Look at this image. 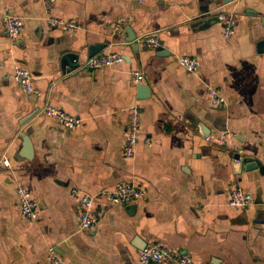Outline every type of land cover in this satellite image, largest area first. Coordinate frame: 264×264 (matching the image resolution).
I'll return each mask as SVG.
<instances>
[{
	"label": "crops",
	"instance_id": "1",
	"mask_svg": "<svg viewBox=\"0 0 264 264\" xmlns=\"http://www.w3.org/2000/svg\"><path fill=\"white\" fill-rule=\"evenodd\" d=\"M221 13L237 19L231 39L217 20ZM10 14L24 24L15 43L5 31ZM49 14L83 28L64 32L50 25ZM126 28L137 39L157 33L159 47L137 51L123 39ZM260 41L264 0H0V159L11 163L10 171L0 170V264H47L50 246L67 264H142L139 251L152 243L189 253L192 264H264ZM102 43V53H119L124 62L85 69L89 48ZM68 53L79 54L81 67L63 73ZM182 56L199 59L198 73L178 65ZM17 66L31 72L39 96L23 93ZM138 69L150 89L141 101L131 76ZM210 88L224 106L209 105ZM134 103L143 110L140 136L151 142L141 140L126 159L127 109ZM47 104L81 126L63 129L45 115ZM22 135L31 141V159L20 155ZM252 161L258 167L247 172ZM16 183L29 187L37 221L22 216ZM120 183L141 190L133 209L99 199L96 229L83 230L71 191L112 192ZM237 188L252 193L247 208L228 205Z\"/></svg>",
	"mask_w": 264,
	"mask_h": 264
},
{
	"label": "built area",
	"instance_id": "2",
	"mask_svg": "<svg viewBox=\"0 0 264 264\" xmlns=\"http://www.w3.org/2000/svg\"><path fill=\"white\" fill-rule=\"evenodd\" d=\"M147 0H138L143 3ZM217 20L223 25V34L227 39L235 36L237 30V19L226 13L217 16ZM48 21L51 26L58 27L64 32H76L83 28L82 24L48 15ZM24 24L20 17L10 14L5 18V31L11 41L14 43L19 39ZM122 25L115 27L116 32H120ZM140 47L145 49H157L160 45V38L157 33L144 36L136 41ZM124 62V57L116 52L101 53L95 57L87 59L83 67L87 70H99L104 68H114ZM178 65L186 72L195 74L201 68V63L197 57L182 56L177 59ZM131 76L135 85H141L145 78L143 70L138 69L131 72ZM14 79L27 96L37 97L40 95L39 90L34 86L33 76L31 72L21 66L15 67ZM209 105L212 108L224 106L225 99L215 88H210L208 93ZM44 113L49 118L55 120L63 129L72 131L81 126L82 121L77 119L63 109L47 104L44 107ZM128 125H127V141L124 147V156L126 159H132L135 156L138 143L143 140L147 143L151 142L150 138H142L140 129L143 119V110L139 103H134L127 109ZM11 170V163L7 157L0 159V170ZM16 196L21 209V214L28 220L37 221L39 218V209L33 199L29 187L25 184L16 183ZM71 194L76 198L80 207V224L83 230L96 229L100 211L95 207L97 200L106 198L111 205L128 206L141 198V190L134 184L120 183L112 192H101L98 194H90L80 189H73ZM254 201L251 192L242 188L231 191L229 195L228 205L236 209H243L250 206ZM139 261L142 264H192L193 259L189 253L180 250L168 249L159 244L152 243L139 251ZM47 264H67L62 256L57 252L56 248L50 246L46 256Z\"/></svg>",
	"mask_w": 264,
	"mask_h": 264
},
{
	"label": "water",
	"instance_id": "3",
	"mask_svg": "<svg viewBox=\"0 0 264 264\" xmlns=\"http://www.w3.org/2000/svg\"><path fill=\"white\" fill-rule=\"evenodd\" d=\"M222 1L224 4H229L235 0H222ZM124 34L125 35L123 36V39H125V41L129 44H135L134 47L138 51L139 45L136 42L137 41L136 35H134L129 28L125 29ZM106 48H107L106 43H102V44L90 47L89 48V58H92V57L99 55ZM257 49H258L259 53H264V41H260L258 43ZM79 59H80V57H79V54H77V53H68V54L64 55L62 57V60H61L62 72L66 73V72H73V71L78 70L81 67ZM66 67H68V69H66ZM137 91H138V97L137 98L140 101L148 99L150 97V89L147 85H142V84L139 85L137 87ZM36 113L37 112H34L33 114L26 117L23 120L22 125L27 123L34 115H36ZM194 125H195V127H199L201 129L202 134L205 137H207V138L209 137V132L203 125H201L200 123H194ZM22 137H23L25 143H24V147H23L24 151H21L20 155L26 159H31L33 157V148L31 145V141L26 135H22ZM257 167H258V165L255 161L244 164V168L247 172L252 171V170L256 169ZM133 207H134L133 205L128 206L129 209H133Z\"/></svg>",
	"mask_w": 264,
	"mask_h": 264
}]
</instances>
